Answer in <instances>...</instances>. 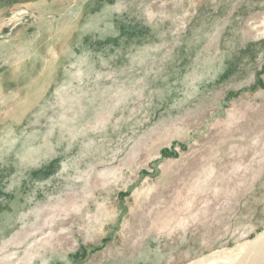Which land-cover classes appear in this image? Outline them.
<instances>
[{
  "label": "rangeland",
  "instance_id": "obj_1",
  "mask_svg": "<svg viewBox=\"0 0 264 264\" xmlns=\"http://www.w3.org/2000/svg\"><path fill=\"white\" fill-rule=\"evenodd\" d=\"M263 243L264 0H0V264Z\"/></svg>",
  "mask_w": 264,
  "mask_h": 264
},
{
  "label": "bare ground",
  "instance_id": "obj_2",
  "mask_svg": "<svg viewBox=\"0 0 264 264\" xmlns=\"http://www.w3.org/2000/svg\"><path fill=\"white\" fill-rule=\"evenodd\" d=\"M110 8V7H109ZM108 12V11H107ZM18 13V12H17ZM91 24V23H90ZM87 34V33H86ZM180 228V227H179ZM186 231V230H185ZM188 240V239H187ZM200 247V246H199ZM191 249V248H189ZM149 247L148 250L146 251L143 250L141 255H147L148 251H149ZM189 251V250H188ZM257 253L259 254L258 258L254 259L253 262H251V264H264V243L262 245H260ZM141 256V257H142ZM140 257V258H141ZM148 264H164L166 261L164 259H162V257L155 255V257H148ZM170 258V255L167 256V260ZM140 261V260H137ZM218 261V260H217ZM131 264V263H130ZM137 264V263H136ZM142 264V263H141ZM202 264V263H201ZM203 264H217V262L215 260H209V258H205Z\"/></svg>",
  "mask_w": 264,
  "mask_h": 264
},
{
  "label": "crops",
  "instance_id": "obj_3",
  "mask_svg": "<svg viewBox=\"0 0 264 264\" xmlns=\"http://www.w3.org/2000/svg\"><path fill=\"white\" fill-rule=\"evenodd\" d=\"M148 247H149V249H150L151 251H155V250H154L155 247H154L153 245H145V246L142 247V249H141V251H140V254H141L142 251L145 250V249H146V251H147V250H148ZM150 250H149V251H150ZM155 254H156V251H155ZM156 255L162 257V259H164V260L166 261L164 264H168V260H169L170 258L167 260V256H168L169 254H167V255L156 254ZM152 258H153V257H152Z\"/></svg>",
  "mask_w": 264,
  "mask_h": 264
}]
</instances>
